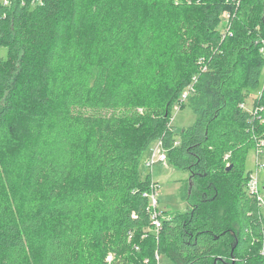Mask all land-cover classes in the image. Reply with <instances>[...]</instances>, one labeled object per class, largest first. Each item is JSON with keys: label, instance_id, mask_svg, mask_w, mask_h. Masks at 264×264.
I'll return each mask as SVG.
<instances>
[{"label": "trees", "instance_id": "1", "mask_svg": "<svg viewBox=\"0 0 264 264\" xmlns=\"http://www.w3.org/2000/svg\"><path fill=\"white\" fill-rule=\"evenodd\" d=\"M2 49L0 264H264L246 172L264 148V0H0ZM186 92L196 119L177 133ZM156 141L196 182L158 236L141 171Z\"/></svg>", "mask_w": 264, "mask_h": 264}, {"label": "rangeland", "instance_id": "2", "mask_svg": "<svg viewBox=\"0 0 264 264\" xmlns=\"http://www.w3.org/2000/svg\"><path fill=\"white\" fill-rule=\"evenodd\" d=\"M227 15L226 20H228V15L230 12L225 13ZM222 27H225L222 24ZM0 56L6 57V49L0 51ZM264 85V74L262 78V86ZM261 89V88H260ZM258 91L251 93V97L257 96ZM186 103L176 106L172 113V124L177 133L181 132L184 128L191 126L196 119L193 111L185 105ZM248 105L252 106V101H248ZM183 107V108H182ZM158 142V141H156ZM157 150L155 142L149 148L150 157L146 162L147 168H142L143 176L147 175V171L152 173L154 180L159 186V209L166 211L169 214H175L177 212L184 213L191 210V203L186 197L189 190L196 192V182L191 181L190 185V173L185 170H179L172 166L168 161L167 163H155L152 167L149 165L154 150ZM166 152V150H165ZM167 155V153H166ZM145 156L143 157V159ZM246 172L251 173L252 176L258 179L260 187L263 188L264 183V148L252 149L246 160ZM252 178V177H251ZM190 191V192H191ZM228 211L232 215L233 223L235 221L233 215V209L231 204H227ZM264 211V207L262 208ZM234 225H236L234 223ZM160 264H174L169 257L166 255H161Z\"/></svg>", "mask_w": 264, "mask_h": 264}, {"label": "built area", "instance_id": "3", "mask_svg": "<svg viewBox=\"0 0 264 264\" xmlns=\"http://www.w3.org/2000/svg\"><path fill=\"white\" fill-rule=\"evenodd\" d=\"M188 94L189 93L186 92L182 95V98L178 106L186 102ZM257 96H255V98ZM176 144H178V142H176ZM155 146L157 150L156 149L154 150L153 157L149 163L151 167L156 162L157 163H167V155H166L165 149L162 146V142L161 141L155 142ZM248 191H249V194L255 197L257 201L264 207V188L260 187L258 179L252 176V174L248 182ZM143 196L148 200V210L150 211V223H151V227H149L146 230V233L150 235L158 236L162 228L163 220L168 218V216H166V214L164 213L166 211H162L159 209V186L158 184L154 181H151L149 185V189L143 194ZM144 237H146V234L143 235V238ZM132 238H133V233L130 232L128 234V241H130ZM135 249L136 251L140 250L139 247H135ZM261 255L264 258V247L261 251ZM113 260H114V256L112 254H109L106 257V261L109 264H111ZM160 260H161V255L158 252H156L155 259H154V262H152V264H160ZM144 263L151 264L149 259H146Z\"/></svg>", "mask_w": 264, "mask_h": 264}, {"label": "crops", "instance_id": "4", "mask_svg": "<svg viewBox=\"0 0 264 264\" xmlns=\"http://www.w3.org/2000/svg\"><path fill=\"white\" fill-rule=\"evenodd\" d=\"M172 121H173V118H172ZM149 157H150V152L148 151V152L145 154V158L143 159L141 169H142V168H147V166H146V162H147V160H148ZM142 173H143V172H142ZM146 176H149V177H150V181H154V182H156V181L154 180V177H153L152 173H150L149 171H147V175H146ZM146 176H143V177H146Z\"/></svg>", "mask_w": 264, "mask_h": 264}]
</instances>
